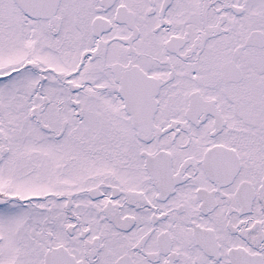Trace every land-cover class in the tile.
<instances>
[{"label": "snow or ice", "instance_id": "snow-or-ice-1", "mask_svg": "<svg viewBox=\"0 0 264 264\" xmlns=\"http://www.w3.org/2000/svg\"><path fill=\"white\" fill-rule=\"evenodd\" d=\"M0 264H264V0H0Z\"/></svg>", "mask_w": 264, "mask_h": 264}]
</instances>
